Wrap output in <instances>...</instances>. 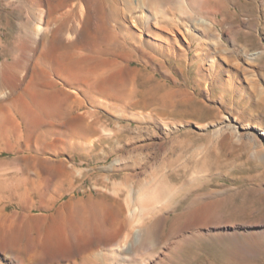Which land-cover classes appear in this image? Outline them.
I'll use <instances>...</instances> for the list:
<instances>
[{"label": "bare ground", "instance_id": "1", "mask_svg": "<svg viewBox=\"0 0 264 264\" xmlns=\"http://www.w3.org/2000/svg\"><path fill=\"white\" fill-rule=\"evenodd\" d=\"M177 5H188V0H0L1 9L17 12L18 28L11 36L9 23L3 21L6 17L0 16V30L8 31V47L2 45L0 34V259L5 255L4 264H100V260L109 261L106 264H150L151 256L143 255L138 247L144 241L145 225L156 230L154 242L160 243L168 210L174 209L172 198L186 181L176 188L165 184L171 175L167 171L153 173L172 150L170 146L153 159L155 149L163 147L154 144L156 132L169 133L172 122L159 120L156 112L143 115L145 106L135 96L139 73L130 66L142 60L137 53L139 46L120 39L108 19L123 21L132 14L134 29L143 23L141 30L145 32L159 30L171 36L180 31L187 36L190 21L183 10L175 17ZM53 14L58 15L52 28L48 20ZM68 22L70 27L64 34ZM198 22L203 24L204 18ZM15 54L22 58L17 61ZM179 57L182 61L184 56ZM37 58L52 60L49 69L76 86L75 90L59 94L49 77L46 87L50 88L26 89V73L36 75L33 82L46 72L34 63ZM14 68H18L16 72ZM154 92L150 86L145 93L153 96ZM82 94L85 100L78 97ZM162 97L168 99L169 94ZM73 108L87 110L73 115ZM97 108L116 114L118 120L127 119V124L119 121L109 128ZM48 117H59L60 121L57 125L45 122ZM42 124L49 126L44 133L56 135L52 143L31 136ZM228 129L235 132L222 120L213 135L222 136ZM140 135L148 142L134 141ZM75 156L95 164L113 156L94 181L99 196L91 204L64 202L53 215H30L35 203L43 210L53 209L72 188L74 176L86 173L76 168ZM117 173L122 176L112 179ZM9 206L22 207L23 213L6 212ZM207 214L205 206L190 216L181 213L178 218L183 222L172 225L167 241L190 223L203 226Z\"/></svg>", "mask_w": 264, "mask_h": 264}, {"label": "rangeland", "instance_id": "2", "mask_svg": "<svg viewBox=\"0 0 264 264\" xmlns=\"http://www.w3.org/2000/svg\"><path fill=\"white\" fill-rule=\"evenodd\" d=\"M107 3L110 5L109 1ZM181 6L177 5L174 13L176 17L180 10L185 12L184 17L190 21L187 22V36L180 31L171 36L159 30L145 32L141 30L143 23L134 29L130 24L132 14L123 21L108 19L120 39L139 46L137 53L142 60L130 66L139 73L135 81L136 100L145 108L152 104L142 109L143 115L156 112L159 120L172 122L169 133L157 131L155 134L154 144L163 147L155 149L153 159H158L162 150L170 146L172 150L153 173L161 169L167 171L171 175L165 184L176 188L186 181L184 187L179 188V195L172 198L174 209L168 210L160 243H155L156 230L149 229L147 223L144 241L138 247L144 251L143 255L151 256L150 264H264V54H261L264 52V0H251L250 3L248 0H188V5ZM16 13L0 8V16L7 18L3 21H7L12 30L11 36L18 32ZM57 15L53 14L48 20L52 28ZM201 18H204V25L198 22ZM70 23L63 33L68 31ZM7 33L5 29L0 30L4 46H7ZM165 49L168 51L163 55L161 51ZM180 54L184 56L182 61ZM249 55L251 59H247ZM12 59L11 64L14 63ZM42 60L40 63L47 64L49 69L53 61ZM50 75L55 83L52 88L59 94L75 90L76 86L65 82L58 73ZM27 76L29 73L25 77L26 89L50 88L29 84ZM150 86L155 88L153 96L145 93ZM166 93L168 99L162 97ZM78 97L85 100L86 96ZM26 99L29 101L28 97ZM83 110L73 108L72 114L78 115L87 109ZM11 112L23 129L14 108ZM97 112L109 128L119 121L121 125L127 124V119L118 120L116 114H108L102 108H97ZM43 120L57 125L60 118ZM222 120L229 122L235 132L228 129L222 136L213 135L215 126ZM136 124L132 122V126ZM47 128L46 124L39 125L38 131L31 136L52 143L56 135L44 133ZM137 139L141 144L148 142L145 135L134 141ZM3 157L13 156L4 154ZM112 158L95 164L81 162L75 156L76 168L85 169L86 173L74 176L72 188L53 209L46 211L35 203L30 215L40 218L56 214L64 202L91 204L100 194L94 188L96 176L103 174L101 167L108 165ZM121 176L117 173L112 179ZM203 206L208 213L206 220L199 223L203 226L190 223L167 241L172 225L183 222L178 218L181 213L190 216ZM13 211L22 214L23 208L9 206L6 212ZM4 256L0 264L5 263ZM107 262L100 260V264ZM113 263L119 264L118 261Z\"/></svg>", "mask_w": 264, "mask_h": 264}, {"label": "crops", "instance_id": "3", "mask_svg": "<svg viewBox=\"0 0 264 264\" xmlns=\"http://www.w3.org/2000/svg\"><path fill=\"white\" fill-rule=\"evenodd\" d=\"M41 60H42L41 58L34 59V61L39 62V63L41 62ZM39 66H41V68H43L46 72H45L44 74H42V75L40 74V75L43 76V77H41V76L39 75V76H40V77H39L40 79H38V80H36V79L34 80V79H33V82H32V81H31L32 77H35L36 75L31 71V73H30V75H29V76L31 77V78L29 77V78H30V84L33 83L34 86H40V85H41V86H42V85H45V86H46V84H47V83H46V82H47V78L49 77V78L51 79V75H49V74H50V73H53V71H51L50 69L48 70V68H47V64L45 65V64H41V63H40ZM45 79H46V81H45ZM40 81H41V82H40ZM42 81H44V82H43L44 84L42 83ZM38 82H39V83H38Z\"/></svg>", "mask_w": 264, "mask_h": 264}]
</instances>
